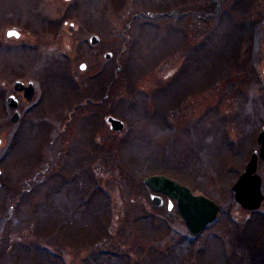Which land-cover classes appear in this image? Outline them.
I'll return each mask as SVG.
<instances>
[{"label":"rangeland","instance_id":"1","mask_svg":"<svg viewBox=\"0 0 264 264\" xmlns=\"http://www.w3.org/2000/svg\"><path fill=\"white\" fill-rule=\"evenodd\" d=\"M172 10L127 27L135 13ZM13 28L20 38L6 34ZM226 44L213 63L207 46ZM248 46L257 76L243 80ZM116 60L110 97L65 123L79 98L70 102L66 78L78 82L77 96L98 99ZM213 65L222 68L214 75ZM263 69L264 0H0V264H264V213L242 208L231 191L264 124ZM16 78L32 80L36 93L12 122L5 96ZM106 114L123 129L112 130ZM103 143L119 147L116 159L104 158ZM257 172L264 194V161ZM150 174L214 199L217 217L190 235L166 198L152 203Z\"/></svg>","mask_w":264,"mask_h":264},{"label":"water","instance_id":"2","mask_svg":"<svg viewBox=\"0 0 264 264\" xmlns=\"http://www.w3.org/2000/svg\"><path fill=\"white\" fill-rule=\"evenodd\" d=\"M163 15V13H161ZM17 33L14 29L7 30V35ZM98 40L97 36H92L90 41L95 43ZM111 53L106 52L105 56L110 57ZM84 64H81L83 67ZM120 66H118V69ZM16 90H22L27 99H31L34 93L32 82L29 81L27 85L20 79H16L13 83ZM6 103L15 110L11 114L10 119L16 122L19 118V111L17 110L18 99L14 94L6 96ZM106 121L114 131H121L124 122L113 116L107 115ZM257 142L260 144L259 152L254 150L250 159L245 165L244 171L232 184V190L235 200L243 207L254 209L260 205L263 195L261 192V176L256 173V163L258 155L264 159V126L258 132ZM1 143V138H0ZM144 183L151 189L164 193L170 199L176 200V206L185 221L189 233L193 236L197 235L201 229L210 221H212L218 211V205L210 198L203 194H194L189 186L180 183L174 178L164 174H151L143 179ZM151 200L154 205L162 204V198L158 194H151ZM172 207V202L169 200L168 208Z\"/></svg>","mask_w":264,"mask_h":264},{"label":"trees","instance_id":"3","mask_svg":"<svg viewBox=\"0 0 264 264\" xmlns=\"http://www.w3.org/2000/svg\"><path fill=\"white\" fill-rule=\"evenodd\" d=\"M207 12H211V10H206ZM162 18H168V17H162ZM162 18H159V17H157L156 18V20H158V19H162ZM199 19H201V20H206V19H208V16H206L205 18H200L199 17ZM227 45V44H226ZM230 46V45H229ZM229 46L227 45V46H224V48L222 49V50H215L216 48H219V47H208L207 46V49H209V50H213L214 49V51H208V53H211L210 54V56H211V60L213 61V60H218L219 58H221V61L223 60L222 58H224V54L225 53H227V51H230V48H229ZM212 48V49H211ZM227 48H229L227 51H226V49ZM250 49H251V47H250ZM249 46H248V49H247V52H246V54H247V59H248V57H249V54H248V52H249ZM233 50H234V54H236L235 52H236V47H235V45H234V48H233ZM223 56V57H222ZM251 56V55H250ZM220 60V59H219ZM236 60V62H237V59H236V55H234V59L233 60H231V61H235ZM215 61H213V63H216ZM231 61H229V62H231ZM256 61V59H254V60H247V62H245V63H243V64H240L241 65V67H242V71L240 72L241 74L238 76L239 78L241 77L243 80H246V79H252V78H255L256 76H257V70H256V67H255V62ZM228 61H225L224 63H227ZM223 64V62L222 63H220V65H222ZM227 65V64H226ZM223 66H224V64H223ZM213 68H212V70L210 71L211 73H213L212 75H214V73L216 72V71H218V72H220L221 71V69L222 68H220V70H219V68L218 69H215L214 68V65L212 66ZM209 68V67H208ZM228 71V70H227ZM120 73V72H119ZM63 77L64 78H66L67 76H66V74L64 73L63 74ZM118 77V76H117ZM234 76L232 75V76H230L228 73L227 74H225L224 75V79H225V81H223V83H228V80L229 81H231V86H230V93L232 94H235L234 93V91H236V90H238L239 88H237L236 87V82H235V80H234ZM67 79V84L65 85V86H67V90H64V92L68 95L69 94V92H74L72 95H70L69 94V96H70V98H73V99H71L70 100V102L71 101H73V100H75V99H77L78 97V99L76 100V101H74V102H72V104L73 103H75V102H78V101H80V100H82V99H84V98H90L91 96L90 95H81V96H77V94H78V89H80V86H78V82H76L75 80L73 81L71 78V80L69 79V78H66ZM113 80V74H112V76L110 77V80ZM116 80V79H115ZM112 83H114V81L112 82ZM243 82H240V84H242ZM111 87V86H110ZM232 91V92H231ZM63 97H65V95L63 96ZM110 97V95H108V98ZM69 98V97H68ZM107 98V99H108ZM93 115H95L96 116V114H93ZM87 118L88 119H91L92 117H90V116H87ZM101 144H102V142H101ZM103 145H105L103 148H102V153H103V155H105V157L104 158H108L109 157V153H111V154H113L114 153V157H113V159H116V155H117V152H118V146H113V147H115V148H113L112 147V150H110L111 149V147H110V145H108V143H103ZM118 147V148H117ZM237 176V175H236ZM87 186H89V185H87ZM53 225L54 224H52V226H48V227H53ZM104 228L108 231V227L107 226H104ZM97 231V230H96ZM101 231H102V229H101ZM101 235V233H96V236L97 237H99ZM102 250V249H101ZM12 252H13V250H12ZM103 253H105V252H103ZM128 264H130V261L128 262Z\"/></svg>","mask_w":264,"mask_h":264},{"label":"flooded vegetation","instance_id":"4","mask_svg":"<svg viewBox=\"0 0 264 264\" xmlns=\"http://www.w3.org/2000/svg\"><path fill=\"white\" fill-rule=\"evenodd\" d=\"M172 11H176V10H172ZM186 12H188V11H186ZM185 11H184V13H186ZM64 20L66 19V18H63ZM70 25H73L72 23H70ZM46 26H48V27H50V28H53V32L54 33H56L58 30H59V28H60V23H56V22H54V21H51V23L49 22V24H47ZM17 33H13V34H11V35H8V36H10V37H14V38H20V36H21V32H20V30L19 29H17V28H13ZM41 31H49L46 27L45 28H41L40 29ZM6 34H7V31H6ZM94 35H96V34H91L89 37H88V41H89V38L91 37V36H94ZM97 37H98V41H96V43H94V44H91V45H95V44H97L98 42H99V36L98 35H96ZM85 64H84V66L83 67H81V65H79V67L80 68H85ZM256 68H257V66H256ZM51 73V72H50ZM263 73H264V69H263ZM47 74V73H46ZM28 80H26V82H27ZM33 84H34V93H33V96H32V98L31 99H27L25 96H24V94H23V92L22 91H17V92H15V94H16V96H17V98H18V111H19V119H18V122H19V120H20V118L22 117V111H21V109H20V104H21V100H23L25 103H27V104H31V102H32V100L34 99V96H35V93H36V84L33 82ZM12 92H14V91H12ZM9 107V106H8ZM9 109H10V115H11V113L13 112V108H10L9 107ZM30 110H32L31 108H30ZM29 110V111H30ZM10 115H9V118H10ZM263 125V124H262ZM255 149V148H254ZM253 149V150H254ZM252 150V151H253ZM263 201H264V199H263ZM263 201L261 202V204H260V206L257 208V209H254V210H251V212L253 211V212H255V211H262L261 213H264V206H263ZM263 215V214H262ZM264 218V217H263ZM211 224V223H210Z\"/></svg>","mask_w":264,"mask_h":264}]
</instances>
